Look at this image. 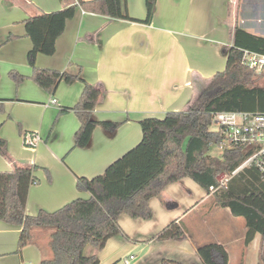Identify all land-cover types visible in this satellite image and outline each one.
Listing matches in <instances>:
<instances>
[{
  "label": "crops",
  "instance_id": "0c3cea01",
  "mask_svg": "<svg viewBox=\"0 0 264 264\" xmlns=\"http://www.w3.org/2000/svg\"><path fill=\"white\" fill-rule=\"evenodd\" d=\"M78 1L0 0V137L8 141L9 151L8 157L0 155V171L35 166L37 181L30 186L26 205L30 215L89 197V192L77 188L78 177L103 173L136 146L143 137L141 119L186 109L204 79L225 69L235 27L264 37V0L251 3L250 17L248 0H157L150 24L110 18L78 6L56 41V52L39 53L36 64L70 72L80 67L82 78L102 91L93 118L122 124L114 131L98 126L87 146L74 147L80 120L72 108L80 100L84 82L62 80L51 93L30 78L28 52L33 42L25 21ZM124 5L131 17L146 19V0H125ZM10 35L14 38L8 39ZM11 70L28 77L17 85ZM53 96L60 106L51 102ZM62 108L68 110L60 112ZM33 133L41 139L28 146L26 136ZM211 197L190 177L170 183L150 200L152 218L120 216L124 235L110 237L102 249H93L99 264H161L164 258L203 264L197 246L210 242L225 245L229 264H258L261 235L246 244L245 221L213 201V214L205 213L210 220L204 221L216 229L214 238L204 242L192 238V223L186 218ZM174 220L183 224L186 239L152 238ZM45 229L35 228L32 241L18 251L22 228L0 219V264H40L51 258L49 239L39 237Z\"/></svg>",
  "mask_w": 264,
  "mask_h": 264
},
{
  "label": "trees",
  "instance_id": "16d2710c",
  "mask_svg": "<svg viewBox=\"0 0 264 264\" xmlns=\"http://www.w3.org/2000/svg\"><path fill=\"white\" fill-rule=\"evenodd\" d=\"M156 3L157 0H146V19L131 17L125 8V0H79L60 10L37 13L25 21L27 35L33 42L28 52V62L33 68L30 78L51 93L62 80L84 82L80 100L72 108L80 120L74 147L87 146L96 127L114 131L122 122L93 118L92 112L102 91L82 78L80 67L77 72L41 68L36 64L38 54L56 52V41L78 6L110 18L150 24ZM12 38L13 35L8 37ZM239 48L264 53V37L235 27L225 69L204 79L186 109L168 111L164 117L141 119L143 137L136 146L113 161L103 173L92 178L78 177L77 188L89 192V197H79L56 210L40 209L36 215H30L26 205L30 186L37 181L35 166H16L12 171H0V219L22 228L18 251L32 241L35 228L45 227L52 230L49 239L52 257L43 258L40 264H99L97 252L85 253L88 245L100 250L110 237L124 235L119 223L123 214L152 218L150 200L159 196L170 183L190 177L208 193L212 192L211 186H218L212 192L215 204L229 208L234 216L245 219L246 244L257 234L261 235L258 264H264V177L253 165L234 173L251 155V149L229 147L224 148L220 157L209 155L212 147L220 146L223 141L221 133L212 128L215 113L224 110L264 112L261 74L242 64ZM10 76L17 85L28 77L16 70H11ZM65 110L68 109L62 108L60 112ZM0 155H9L8 141L2 137ZM221 174H227L229 178L220 186ZM152 238L182 240L187 238V232L180 221L174 220ZM197 254L203 264H229L228 251L221 243L200 244ZM161 264L183 263L164 258Z\"/></svg>",
  "mask_w": 264,
  "mask_h": 264
},
{
  "label": "built area",
  "instance_id": "2783aa9c",
  "mask_svg": "<svg viewBox=\"0 0 264 264\" xmlns=\"http://www.w3.org/2000/svg\"><path fill=\"white\" fill-rule=\"evenodd\" d=\"M242 52V64L256 71L264 69V53L239 48ZM52 103L60 106L56 97H52ZM212 125L223 136L220 144L221 148H243L249 147L251 155L246 158L242 164L234 171L255 166L264 177V112H250L237 110L219 111L213 115ZM41 139L39 133H33L26 136V144L35 146ZM228 176L219 178V185L227 182ZM218 186H211L210 190L214 192ZM127 263H129L127 261Z\"/></svg>",
  "mask_w": 264,
  "mask_h": 264
},
{
  "label": "rangeland",
  "instance_id": "374dc122",
  "mask_svg": "<svg viewBox=\"0 0 264 264\" xmlns=\"http://www.w3.org/2000/svg\"><path fill=\"white\" fill-rule=\"evenodd\" d=\"M253 1L255 2L256 0H248V4H249L248 13H247L248 17H250V15H251L249 12H251L250 5H251V3ZM240 2L242 3V0ZM231 7L233 9L234 8V5H232ZM234 20H236V18ZM235 24H236V22H235ZM239 24H240V20H239ZM233 40H234V38H232V41ZM263 70H262V72L261 71H257L256 72L258 74H261V79H260V83L261 84H264V71ZM212 128H214L213 125H212ZM223 150L224 149L221 148L220 146H213L212 149H211V151L209 152V155L216 156V157H220L222 155ZM224 175L225 176H228L227 174H221V175H219V178L223 177ZM210 194L212 195L211 199H209L206 202V204L203 205L200 210H198V212H194L188 218H186V221H189L190 223H192L191 224L192 226L190 225V229H189L190 235L192 236L193 239L194 238L195 239L196 238H199L202 242H204L205 240H207V238H209V239L214 238V233H215V230H216V229L215 230L211 229L210 227H212V226H209V225L206 226V223L204 221V219L210 220V218H209L210 216L206 217L205 216V213H207V214H213V211H211L212 210L211 209L212 201H213L214 206H215V202H214L215 197L212 194V192ZM220 211H224L225 212L226 210H223V208H220ZM228 211H230V210H228ZM231 215L232 214H230V217H231ZM211 217H213V215H211ZM239 219H241V221H245V219L243 217H240ZM202 221H203V223L201 224ZM51 232H52L51 228H46L45 230H43L42 232H40V236L39 237L42 238V239H45V240L46 239H50ZM93 249H94V246L93 245H88L87 248H86V250H85V253L87 255H90V254L93 253ZM231 264H236V262L235 261H232Z\"/></svg>",
  "mask_w": 264,
  "mask_h": 264
}]
</instances>
